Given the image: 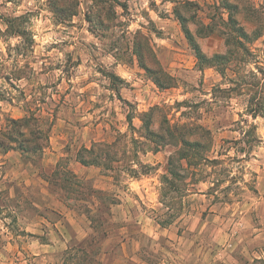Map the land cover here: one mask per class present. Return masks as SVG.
Masks as SVG:
<instances>
[{
  "label": "rangeland",
  "instance_id": "1",
  "mask_svg": "<svg viewBox=\"0 0 264 264\" xmlns=\"http://www.w3.org/2000/svg\"><path fill=\"white\" fill-rule=\"evenodd\" d=\"M30 112L50 124L44 172L66 158L111 193L109 213L93 209L85 184L53 189L22 160L11 120ZM176 124L191 139L209 130L201 154L222 162L202 165L201 180H187L194 193L167 209L159 177ZM120 134L108 169L75 160ZM85 208L107 219L106 236ZM66 249L69 264H264V0H0V264H62Z\"/></svg>",
  "mask_w": 264,
  "mask_h": 264
},
{
  "label": "trees",
  "instance_id": "2",
  "mask_svg": "<svg viewBox=\"0 0 264 264\" xmlns=\"http://www.w3.org/2000/svg\"><path fill=\"white\" fill-rule=\"evenodd\" d=\"M224 5L225 9H229L230 7H237L236 3H230V1L226 2V4ZM227 15L228 21L236 23L234 22L230 14ZM176 17L181 24V28L185 37L194 49L197 58L200 61H204V63H208L210 59L207 58V56H205V54L202 52L195 40L196 36L192 34L190 29L186 26L187 19L179 12H176ZM208 26L209 25L207 24L201 23L199 31L205 30L206 28H208ZM232 29L243 38L249 39V34H247L242 26H233ZM210 31L211 30H208L207 33H209ZM254 34H256V32H254ZM216 57H218V54L213 56L212 59L214 60L216 59ZM158 85L161 84L158 82ZM126 120L129 124H131L132 117L130 114L126 115ZM11 121L13 122V124H16L17 122H20V124H22L21 129H16L17 133L22 137L18 147L22 160L25 162H29L35 165L37 168L41 169L40 175L46 180L49 186H51L53 189H57L59 191L63 190L66 193L70 194L75 191V186L85 184L87 188L85 195L86 197H89L90 203L93 205V209L96 211L103 210L104 212L109 213V206L112 204V202H109L108 200L110 199V201H114L111 193L107 190L95 188L92 185H89L86 180L79 178L67 165L66 158L59 159L55 163L53 168H51L49 173L46 171L44 172V166L40 161V158L42 150L48 146V132L50 130V124L46 123L45 118L44 116H42V114L30 112L29 114L24 115L18 120ZM150 122L151 120H148L146 121V124L149 126ZM195 127L197 128L198 126ZM182 128L183 126H180L178 124L174 126H166L165 128V134L167 136L171 135L172 138L176 137L178 143L177 149H175L174 152L167 156L165 168L159 177L161 182L159 201L167 209L178 208L183 204L182 202L185 196L194 193L193 186L192 188L189 187L190 184L187 180L189 178V180L192 181V184H197L201 180L199 176L200 168L202 165H204L206 162L212 163L213 165L222 162L218 158L207 159L201 154V149L205 148L210 144L209 142L212 141V135L209 130L204 128V131L206 132L205 137L204 135L198 133L196 137L191 139L187 137V135L190 134H184L181 132ZM201 129L203 128L201 127ZM148 134L158 138L159 141L163 142V134H155L151 130H149ZM124 137L125 136L120 134V136L115 137L114 140L110 143L99 142L98 144H95L90 148L83 147L80 151L77 152L75 160L81 165L86 166L89 164H95L99 167L101 166L105 169H108L110 166L106 161V158H108V153L105 151V149H117L118 145L124 144ZM8 138L14 140V136L12 134L11 136H8ZM145 138L148 139V137ZM205 139H207V141ZM131 142L137 143L139 141L137 138H132ZM97 145L98 147L96 148ZM137 165L140 169L134 168L133 165L130 166L127 173L131 177H136L137 174H140L142 172V168H144L145 166V164H143L142 162H137ZM216 182H218V180ZM62 195L64 198H68V196L64 194ZM85 211L87 213V218L90 221V227L93 230H96L98 226H101L103 229L102 234L103 236H106V228H103L102 224L104 223L106 224V226H108L109 223L108 221H106L107 219L96 218V215L91 214V210H89L88 208H85ZM170 221L171 218L169 217L159 219L157 223L159 225H163L169 224ZM82 251L84 250L82 249ZM69 253L70 252L68 251V249L63 250L62 256L65 257L63 258L62 264H69V261L72 260V257L69 255ZM91 254H93V251H91ZM91 259L92 258H89V260Z\"/></svg>",
  "mask_w": 264,
  "mask_h": 264
},
{
  "label": "crops",
  "instance_id": "3",
  "mask_svg": "<svg viewBox=\"0 0 264 264\" xmlns=\"http://www.w3.org/2000/svg\"><path fill=\"white\" fill-rule=\"evenodd\" d=\"M98 189H101V188H98Z\"/></svg>",
  "mask_w": 264,
  "mask_h": 264
}]
</instances>
